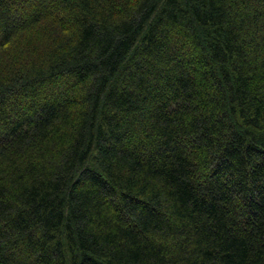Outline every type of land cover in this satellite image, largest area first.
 Listing matches in <instances>:
<instances>
[{
    "label": "trees",
    "instance_id": "16d2710c",
    "mask_svg": "<svg viewBox=\"0 0 264 264\" xmlns=\"http://www.w3.org/2000/svg\"><path fill=\"white\" fill-rule=\"evenodd\" d=\"M0 264H264V0H0Z\"/></svg>",
    "mask_w": 264,
    "mask_h": 264
}]
</instances>
